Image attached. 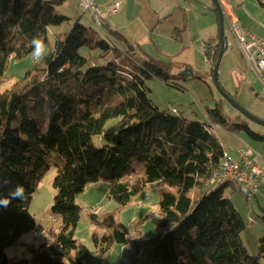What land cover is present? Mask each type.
<instances>
[{
	"label": "trees",
	"instance_id": "1",
	"mask_svg": "<svg viewBox=\"0 0 264 264\" xmlns=\"http://www.w3.org/2000/svg\"><path fill=\"white\" fill-rule=\"evenodd\" d=\"M65 1L0 0V88L12 79L7 75L11 62L34 52L33 39L39 36L44 43L30 70L12 89L0 90V192L6 194L17 183L26 189L24 200L0 209V264H110L74 238L81 213L77 196L106 169H111L109 196L122 206L149 186L167 187L161 193L156 237L131 238L112 216L103 221L112 230L103 238L105 251L115 243L127 249L122 264H260L264 239L259 255L251 256L241 238L246 224L223 188L207 195V182L225 151L209 134L210 127L160 111L148 98L144 78L162 80V68L146 63L142 74L132 70L130 54L112 46L111 30L99 29L105 33L102 40L78 21L70 32L52 34V27L70 23L55 13ZM256 1L264 12V0ZM218 40L207 41L208 52ZM239 89L232 97L236 101ZM108 93L124 99L111 105ZM210 113L217 124L229 123L220 108ZM234 126L255 141L264 140L246 124ZM96 137L102 147L95 145ZM52 154L62 159L54 161ZM51 164L57 169L52 213L58 232L51 231L52 243L29 247L30 260L12 261L5 254L9 246L29 232L43 231L30 206ZM136 165L143 166L140 178ZM170 227L173 231L163 234Z\"/></svg>",
	"mask_w": 264,
	"mask_h": 264
},
{
	"label": "rangeland",
	"instance_id": "2",
	"mask_svg": "<svg viewBox=\"0 0 264 264\" xmlns=\"http://www.w3.org/2000/svg\"><path fill=\"white\" fill-rule=\"evenodd\" d=\"M201 1L209 3L212 0H193L190 5H187V15L193 12L191 18L187 16L188 20L182 19L181 24L178 25V30L169 31L177 37L171 38L167 45L162 44L163 42L158 36L159 32L152 35V31H148V37L145 35V31H132V36L128 35L129 38L132 37L130 42L121 35L123 34L122 31H118L120 38L113 35L111 31H107L109 33L108 38L112 46L117 48V51L130 54L131 59H128V61L132 64V70L138 74L144 72L142 66H145L146 63L151 69L154 67L162 68L165 74L162 80L155 77L144 78V87L148 98L160 111L182 117L188 121L205 123L206 127L209 122H212L213 135L217 137L226 152L236 157L237 151L240 149L256 151L254 149L256 145L255 140L249 136L246 130L239 129L234 124H246L251 131L262 135L264 134V127L248 121L222 97L215 86L214 78L210 75L212 65L207 62L206 52L208 47L204 44L206 40L204 32L206 31L205 27L208 26L207 31H209V26L212 25L213 31H209L207 39L211 36H217L219 32L217 17L215 12L206 7ZM219 2L221 3V0ZM234 5V12L239 15L243 6L236 3ZM101 10L105 11L102 8ZM55 13L69 18L70 23L52 27L50 30L52 34L68 33L79 21L95 33L99 39L104 40L105 33L99 31L100 27L94 22L89 12H85L79 6V0H66L55 7ZM194 13L199 15L196 20L193 18ZM154 21L157 22V20ZM107 22L108 20H104L103 23L107 24ZM186 25L189 26V31L184 30ZM224 26L231 44L232 54L230 56L226 54L221 68L219 67L221 70L219 72L221 87H224L223 89L227 90L231 97H235L237 88L240 87L238 103L255 117L264 120V82L255 68L244 58L241 47L232 34L230 24L226 19ZM200 29L204 31H200ZM50 42L53 44L54 38L51 37ZM212 50L213 47L210 52ZM212 53H214V50L210 53L209 59L213 58ZM113 55H115L114 52ZM111 57L112 54L109 55V58L115 60L114 56ZM35 62L36 59L33 53L22 61L11 62L7 75L12 79L8 80L0 90L12 89L14 84L30 70ZM190 68L197 72L196 77L186 76L187 78H184L178 76L185 69ZM181 69L182 71H180ZM46 83L43 85H46ZM123 99L118 93L107 94V103L111 105H116ZM217 108H220L221 112L229 118V123L219 125L212 119L213 116L210 112ZM174 109L176 112H173ZM47 128V124L41 127L43 132H46ZM94 143L97 147H102L103 142L99 137H96ZM51 156L54 161L62 159L57 154ZM136 168L138 172L135 173V176L140 178L143 175V166L136 165ZM56 174L57 169L51 164V169L39 182L30 206V212L36 225L43 228L42 233L29 232L9 246L5 250V254L12 261L30 260L29 247H39L43 243H52L51 231L58 232L59 223L57 217L52 213L54 198L57 194L54 188ZM110 175L111 169L104 170L98 182L88 185L77 196L76 202L81 208V213L74 238L90 252L96 253L98 257L108 259L110 264H122V255L126 253L127 249L121 244L115 243L105 251L107 246L103 238L110 235L112 230L105 227L103 221L106 217L112 216L117 225L121 224L129 229L131 238L149 240L156 237L160 231L156 223L157 219L160 218L161 193L167 187H163L161 184L149 186L136 195L129 204L122 206L109 196L111 188ZM223 194L225 198L231 201L239 214L243 215L241 217L246 224V229L241 234V238L248 253L251 256H258L260 239L256 238L261 236L260 238L264 239V221L261 219L264 214H260L257 208H251L249 214L248 209L250 207L246 195L240 187L234 184L224 186ZM202 196L201 193L196 194L194 199L200 201ZM93 216L96 217V220L92 218ZM248 216L255 219L257 223H250ZM168 231L169 229L163 234L168 233ZM260 264H264V259L260 261Z\"/></svg>",
	"mask_w": 264,
	"mask_h": 264
},
{
	"label": "crops",
	"instance_id": "3",
	"mask_svg": "<svg viewBox=\"0 0 264 264\" xmlns=\"http://www.w3.org/2000/svg\"><path fill=\"white\" fill-rule=\"evenodd\" d=\"M192 1L193 0H98V3L100 7L103 10H105L104 12H107L108 7L110 5L117 3V2H121L120 11L118 13L109 14L107 16L106 20H108V22L107 24H103L104 30L106 29L105 31L107 30L116 31V32L122 31L123 34L121 35L124 38H126L129 42L132 37L129 38L128 35L132 36V31H145V35L147 37H148V31H152L151 32L152 35L155 32H159L158 36L160 40L163 42L162 44L167 45V42L171 38L177 37L175 36V34H173V32H169V31H172V30L174 31L176 29L178 30L179 28L178 25L181 24L182 19L188 20V17L191 18V14L193 12H190V15H187L186 10L188 8L187 5H190ZM248 1L249 0H229V2H231L233 6H235L234 3H236L239 6H243V9L240 10L239 15H237L235 12L234 13L236 17L239 19V21L242 23L245 32L251 35H254L260 40L264 41V12L261 10L257 1L256 2H254V0H251L250 2ZM201 2L204 5H206V7H209L213 12H217L213 1H210L209 3L207 1L206 2L201 1ZM215 14L217 17L218 31H220V23L218 21L219 16H217L218 13H215ZM197 16L199 17L198 14L194 13L193 15L194 20H196ZM225 19L228 20L227 17ZM154 20H157V22H155ZM198 23L199 25H201L200 22ZM167 25L168 27L166 28ZM205 28H206V31L204 33L206 34V40L204 44L206 46L207 41L209 39L216 38L219 36V32L217 33V36L216 35L211 36L207 39V35H209L210 33L209 31H213L212 30L213 26L212 25L209 26V31H207L208 26ZM184 30L189 31V26L186 25L184 27ZM200 31H204V30L200 29ZM230 45H231L230 41L228 40V49H226L223 53L220 68L222 66V62L226 54L227 56H230V54H232L231 53L232 51L230 50ZM213 49H214V46H213ZM209 55L210 53L206 55L207 60H208L207 62L213 65V58H212V61H209V57H208ZM183 65H186V64H183ZM220 68H219V72H221ZM182 69L180 71H182ZM185 70L187 71V74L189 75V77L191 76L192 78H194L197 76V72L194 69L190 68V69H185ZM182 76L184 78H187L186 75L182 74ZM259 135L264 138V134L263 135L259 134ZM255 145H256V148L254 147L253 148L257 151V153H259V155L264 160V140L255 141ZM248 202H249L248 205L250 207L248 209L249 214L251 213V208H257L260 214L262 213L264 214V189H261L260 191L255 193L252 201L248 200ZM240 215L243 217L241 213ZM263 217L264 215L261 217V219H263ZM251 219L253 218H251V216H248V220L250 223L252 224L257 223L255 219H253L255 222H252ZM260 237L261 236L257 237L256 239L262 240V238Z\"/></svg>",
	"mask_w": 264,
	"mask_h": 264
},
{
	"label": "built area",
	"instance_id": "4",
	"mask_svg": "<svg viewBox=\"0 0 264 264\" xmlns=\"http://www.w3.org/2000/svg\"><path fill=\"white\" fill-rule=\"evenodd\" d=\"M227 4H230L229 0H221V6L225 18L227 17L230 22L232 34L239 43L244 58L254 66L264 82V42L256 36L245 32L242 23L239 20H235L228 13ZM79 6L85 12H89L94 22L102 25V18H107L109 14H115L120 11L121 2L110 5L107 12L101 10L97 0H79ZM173 111L176 110L174 109ZM211 124L213 126V123ZM224 181H240L247 188L246 197L249 201H252L255 193L264 189L263 158L259 153L251 149L238 150L236 157L226 152V163L212 178L211 184H207L208 190L218 184H223Z\"/></svg>",
	"mask_w": 264,
	"mask_h": 264
},
{
	"label": "water",
	"instance_id": "5",
	"mask_svg": "<svg viewBox=\"0 0 264 264\" xmlns=\"http://www.w3.org/2000/svg\"><path fill=\"white\" fill-rule=\"evenodd\" d=\"M214 5H215V9L218 13L219 16V23H220V31H219V40L218 42L214 45V53H213V78H214V83L215 86L217 87V89L220 91L222 97L227 100L230 105L236 109L241 115H243L245 118L248 119V121H252L258 125H261L264 127V120L255 117L254 115H252L248 110H246L242 105H240L235 99H233L229 94H227L224 89L221 87V84L219 82V67L221 64V59L223 56V53L226 49H228V37L225 33V16L223 13V10L221 8L220 2L219 0H212ZM208 55L209 52H206ZM216 55L217 59H216ZM192 73V72H190ZM183 75H186L187 77H189V75L187 74V71L184 70ZM199 202V201H198Z\"/></svg>",
	"mask_w": 264,
	"mask_h": 264
},
{
	"label": "clouds",
	"instance_id": "6",
	"mask_svg": "<svg viewBox=\"0 0 264 264\" xmlns=\"http://www.w3.org/2000/svg\"><path fill=\"white\" fill-rule=\"evenodd\" d=\"M32 43L34 45L33 55L38 58L43 53L44 43L39 36L34 38ZM3 183L6 184L8 182L4 181ZM25 197V186L23 184L17 183L13 188L9 189L6 194L0 192V209H7L10 205H12L13 201H22L25 199Z\"/></svg>",
	"mask_w": 264,
	"mask_h": 264
},
{
	"label": "bare ground",
	"instance_id": "7",
	"mask_svg": "<svg viewBox=\"0 0 264 264\" xmlns=\"http://www.w3.org/2000/svg\"><path fill=\"white\" fill-rule=\"evenodd\" d=\"M227 11H228V13H230L233 16V18L235 20H239L236 17L235 13H234V8H233V5L231 4V2H230V4H227ZM106 19L107 18H102V25L100 23H96V22L95 23L97 24L98 27L101 28L103 26V24H104L103 23L104 20H106ZM173 112H176V111H173ZM207 125L210 127V130H208L209 134L210 135L213 134L214 132H213V130L211 128L212 124L209 122ZM225 163H226V151H224V153H223V157L221 159V163H220L219 167L213 172V174H212L210 180L207 182V184H211L212 178L217 174V172L220 170V168ZM230 184H234V185L240 187V189L243 191V193L247 196V188L243 184H241L240 181H224L223 184H218V185L214 186L212 189L208 190V194L207 195H210L211 192H214L217 189L223 188L224 186H227V185H230ZM251 220L254 221L253 219H251ZM171 231H173V227H170L168 232H171Z\"/></svg>",
	"mask_w": 264,
	"mask_h": 264
}]
</instances>
